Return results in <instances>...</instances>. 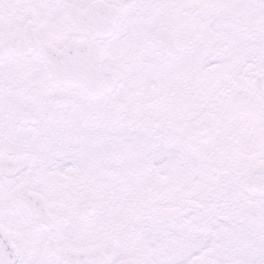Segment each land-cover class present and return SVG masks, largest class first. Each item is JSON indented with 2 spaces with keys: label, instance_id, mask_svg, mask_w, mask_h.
Returning <instances> with one entry per match:
<instances>
[{
  "label": "snow or ice",
  "instance_id": "1",
  "mask_svg": "<svg viewBox=\"0 0 264 264\" xmlns=\"http://www.w3.org/2000/svg\"><path fill=\"white\" fill-rule=\"evenodd\" d=\"M0 264H264V0H0Z\"/></svg>",
  "mask_w": 264,
  "mask_h": 264
}]
</instances>
